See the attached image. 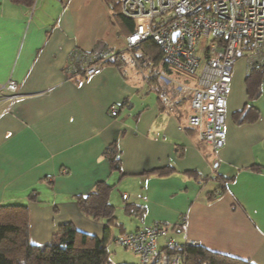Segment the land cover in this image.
I'll use <instances>...</instances> for the list:
<instances>
[{
    "label": "crops",
    "instance_id": "crops-1",
    "mask_svg": "<svg viewBox=\"0 0 264 264\" xmlns=\"http://www.w3.org/2000/svg\"><path fill=\"white\" fill-rule=\"evenodd\" d=\"M115 22L104 0H35L32 7L0 0V204L28 205L34 244L68 222L102 237L104 220L84 216L74 196L103 181L112 186L116 214L111 198L119 184L120 199L135 212L122 207L129 218H118L120 233L159 222L170 228L159 237L158 251L172 238L264 264V78L259 97L249 102L247 61H235L225 139L213 150L188 124V100L170 110L158 91L174 98V86L159 80L157 91L148 69H137L124 55L121 68L106 64L90 77L66 71L74 50L126 51L124 29ZM174 73L168 75H182ZM8 80L18 87L10 103L1 89ZM249 103L259 116L239 123L233 114ZM112 104L119 107L116 116L109 113ZM113 141L120 172L103 155ZM214 172L234 175L223 193L213 192L217 181L205 179ZM33 189L37 201L28 200Z\"/></svg>",
    "mask_w": 264,
    "mask_h": 264
},
{
    "label": "built area",
    "instance_id": "built-area-1",
    "mask_svg": "<svg viewBox=\"0 0 264 264\" xmlns=\"http://www.w3.org/2000/svg\"><path fill=\"white\" fill-rule=\"evenodd\" d=\"M117 2L120 13L133 23L131 33L125 37L126 50L134 53L144 40H151L171 69L192 78V84L180 83L174 78L169 80V75L161 70L159 79L166 85L176 84V96L171 98L165 91H160V100L172 110L178 100L186 98L188 124L197 129L200 138L213 150L220 149L225 139L227 99L235 61L244 57L247 73L253 66L264 69V0ZM115 54L108 49L74 50L68 57L66 71L85 77L99 74L104 65L115 59ZM137 65L141 67V63ZM1 89L7 92L9 103L17 97L15 81L8 80ZM118 111V105H110L111 116H116ZM65 172L63 169L62 173ZM121 197L126 199L127 195ZM181 221L184 224L185 217ZM169 228L153 222L118 235L116 242L136 254L139 264H150L158 252L159 237ZM185 243L197 244L194 241ZM176 244L168 238L165 246ZM158 264H181V256L163 251Z\"/></svg>",
    "mask_w": 264,
    "mask_h": 264
},
{
    "label": "trees",
    "instance_id": "trees-1",
    "mask_svg": "<svg viewBox=\"0 0 264 264\" xmlns=\"http://www.w3.org/2000/svg\"><path fill=\"white\" fill-rule=\"evenodd\" d=\"M9 1L26 7H32L35 2V0ZM104 1L111 8L114 20L124 29L126 37L132 31V21L120 13L117 0ZM140 47L141 51H139V55L136 54V57L141 62V67L148 69L150 83L157 85L161 70L168 74L171 72V67L162 59L160 49L151 40H144ZM123 55L124 51L116 53L115 59L108 64H115L121 68L122 64L126 62ZM263 73L264 69L261 66H253L245 76L249 102L257 99L260 95ZM76 75L78 74L73 76ZM155 88L158 91V86ZM233 115L239 123H249L258 118L259 110L249 103L245 105L243 110L237 111ZM119 153L117 141L110 143L103 151L111 169L117 172H120ZM154 171L159 175L166 174L164 168H158ZM186 173L194 174L191 171H186ZM205 179L217 181L218 186L213 192L223 193L229 182L234 179V175L225 176L214 172ZM111 189V185L99 181L95 183L91 191L74 196L75 203L84 216L93 220H104L105 226L102 237L81 231L71 222H68L59 225L57 231L51 235L48 241L42 244H34L29 237L28 205L26 203L0 204V264H112L106 243L110 227L122 223L118 222L115 206L109 201ZM27 196L29 201H37L34 189ZM123 208L127 214L135 213L132 204H125ZM122 233L125 232L121 231L120 234ZM163 251L170 254H180L181 264H253L227 254L211 251L198 243H177L173 247L165 246L156 253L150 264H158ZM117 264L134 263L120 262Z\"/></svg>",
    "mask_w": 264,
    "mask_h": 264
},
{
    "label": "rangeland",
    "instance_id": "rangeland-1",
    "mask_svg": "<svg viewBox=\"0 0 264 264\" xmlns=\"http://www.w3.org/2000/svg\"><path fill=\"white\" fill-rule=\"evenodd\" d=\"M115 23H117V22H115ZM203 43H205V41ZM134 53L137 54V55H139V51H134ZM134 53L132 52L130 54V51L126 50V51H124V56L128 60L130 59L129 61L131 63H133L137 67V69L138 68H141V67H139L137 65V63H141V62L138 61V59L134 55ZM129 65H131V64L129 63ZM140 71H142V70H140ZM144 73L145 74H149V73H147L145 71V68H144ZM181 74L182 75H180V74L177 75V73L175 72L174 75H173L174 77H176V75H177V77L174 78V79L176 81L180 82V83L183 82L182 81L183 80L182 78H184V76H186L188 78L190 77L189 75H187L185 73H181ZM140 75H142V73H140ZM167 78L169 80H172L173 79V77H171V76H167ZM147 79H148V77H147ZM189 81L192 82V78L189 79ZM172 85L173 86H176V84H170L168 86H172ZM164 86H165V84H164ZM174 90H175V87L172 88L171 91H174ZM171 91H169V92H171ZM165 92L168 93L167 90H165ZM175 95H176V90H175ZM169 96H170V94H169ZM172 96H174V95H172ZM120 187H122V185H119L118 184L116 186V188L114 189V192L116 191V194L113 195V197L111 198V200L114 201L115 204L118 206L117 209H116V216L119 218V220H123V221L125 220L126 221V220H128L129 217H128L127 214L122 213V210H121L122 207H123V205H125V202L120 199V191H121L120 190ZM23 203H25V202H22L21 204H23ZM91 220H93V219H91ZM119 233H120V230L118 228H116L114 225L110 227V233H109V237H108V240H107L106 245H107V249L109 250V253H110V260H111L112 264H117V263H120V262H129V263L138 264L139 259L137 258V256H135V254L132 251H130L128 249H125L124 247L120 246L116 242V237L119 235Z\"/></svg>",
    "mask_w": 264,
    "mask_h": 264
}]
</instances>
